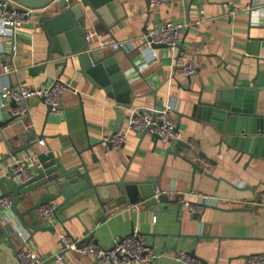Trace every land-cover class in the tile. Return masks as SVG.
I'll return each instance as SVG.
<instances>
[{
    "label": "crops",
    "instance_id": "obj_1",
    "mask_svg": "<svg viewBox=\"0 0 264 264\" xmlns=\"http://www.w3.org/2000/svg\"><path fill=\"white\" fill-rule=\"evenodd\" d=\"M117 1L116 12L108 9L107 16H123L110 29L111 34L87 5L73 0L71 7L81 5L87 14L88 30L122 44L118 50L110 47L99 53H116L131 86L130 105L118 102L119 96L111 85L107 90L88 82L76 56H70L67 62L68 57L50 53V39L40 22V10L15 35L9 30V37L2 35L0 19V122L14 118L2 107L13 104L2 97L8 87L22 82L34 90L48 88L57 80L72 87L62 96L61 115L50 113L48 118L47 105L32 98L29 113L0 128V159L9 152L7 139L14 147L35 145L33 151L53 152L67 163L68 170L84 163L95 184L122 179L160 180L154 187L155 194L157 188L166 193L194 191L219 198L221 204L194 215L169 198L156 206V212L142 202L128 201L108 210V218L99 222L103 211L87 193L59 211L61 222L55 217L50 225L39 211L26 216L27 222L35 219L43 226H54L56 232H36L8 211L0 215V235L2 230L19 234L11 236L14 249L8 238L0 241V264H22L15 251L26 248H32L41 258L51 259L61 249V234L70 231L77 239L84 237L83 223L105 248L134 231L143 233L157 255L150 264H184L176 258L180 251L194 253L204 264H248L250 256L264 253V204L252 203L258 202V195L264 202V156L251 159L240 153L224 140L226 134L215 124L198 118L199 112L204 114L198 110L201 102L211 104L219 97L231 101L238 96L234 91L242 90L238 97L243 104L251 105L254 99L257 113L264 115V0H175L172 5L157 9L151 7V0ZM252 3V11L231 14L233 7ZM48 9L44 12L52 16L69 10L66 3H54ZM167 22L191 25L184 29L177 51L171 52L167 47L153 51L147 45L148 34ZM12 51L13 55H9ZM180 51L187 52L198 65L195 75L190 77L176 67ZM153 53L157 56L153 57ZM130 59L140 72L132 73L136 69ZM6 64L15 70L4 73ZM166 107L173 111L181 140L191 146L182 145L178 154L169 153L170 148H175L174 143L156 142L150 134L140 137L129 128L136 114L145 109L159 112ZM118 129L128 132L127 140L120 148L108 151L104 139ZM40 136L43 142L38 141ZM80 171L85 173V167ZM0 185L1 195L7 188ZM115 192L116 197L124 195L123 191ZM187 199L196 201L197 196ZM229 201L234 205H228ZM134 205L141 206L140 211H132ZM26 207L28 204L21 207L22 211ZM77 214L79 218L75 217ZM54 264L106 263L67 251L64 259Z\"/></svg>",
    "mask_w": 264,
    "mask_h": 264
},
{
    "label": "water",
    "instance_id": "obj_2",
    "mask_svg": "<svg viewBox=\"0 0 264 264\" xmlns=\"http://www.w3.org/2000/svg\"><path fill=\"white\" fill-rule=\"evenodd\" d=\"M7 1L19 5V8L27 7L40 10L42 12L40 13V22L46 29L50 39V53H58L63 57H68L67 62L70 56H76L81 66V73L88 82L95 87H104L107 90L108 86L111 85L116 95L119 96L118 102L120 104L130 105L132 103L131 86L125 71L116 57V53L101 55L97 51H92L86 42V36L89 32L86 27L87 14L81 9L80 4H75L71 9L60 15L52 16L48 14L51 11L48 8L54 3L63 5L65 0H2L3 3ZM81 2L83 5H87L101 22L105 23L110 34V29L123 16L115 14V19L114 17L109 19L107 16L108 9L116 12V7H119L117 0H82ZM152 47L157 49L166 46L153 44ZM5 53L8 55V52ZM9 55H13V51ZM129 61L137 70L138 68L134 61L132 59ZM240 92L242 90L234 91L238 96ZM238 96L236 95L235 99L233 98L231 101L219 97L211 104L201 102L198 111H202L204 114L199 112L198 118L215 124L226 134L224 140L240 151V153L247 154L251 159L263 157L264 115L257 113L254 99H252L251 105H244L243 100ZM47 107L49 118L52 107L49 105ZM13 119L15 118L7 122H0V128L9 126L13 123ZM117 132H120V130L118 129L115 133ZM138 133L141 134L140 137L150 134L156 142L160 140L159 135L152 133L149 129ZM42 136L38 137V141L42 140ZM3 137L6 138L4 134ZM5 141L9 152L0 159V184H5L7 190L1 193L0 198L10 197L11 211L15 213L26 227H30L36 232H56V228L38 224L35 219L27 222V215L38 212L44 206L57 204L54 213L56 219L61 222L59 211L73 200L86 196L85 194L87 193H91L88 197L92 200L96 199L103 211L99 222L108 218V210L123 206L128 201L132 203L142 202L156 212V206L164 199L168 200L166 195L155 197L154 187L160 183V180L127 182L122 179L119 182L95 184L88 167L84 163H82L81 167H85V173L80 171V166L68 170L67 163L56 157L53 152L33 151L34 148L32 147L35 145L14 147L11 145L10 140L5 139ZM172 143H174L175 148L169 149L170 154H178L182 145L191 148L190 145L182 140ZM105 144L110 150L113 149L111 142H105ZM194 166L196 169L201 170L198 165L194 164ZM21 167L29 169L31 173L30 179L23 180ZM115 190L123 191L124 195L116 197ZM257 200L258 203L263 201L260 195H258ZM29 203L31 204L29 205ZM26 204H28V207H26L25 211H22L21 207L23 205L26 206ZM182 206L179 203L180 209ZM79 216V214L75 215L76 218H79ZM72 218L70 217L69 221ZM83 226L85 227V232L82 242L89 243L94 240L99 243L98 240L94 239V233L90 231L85 223H83ZM18 234L19 231H16L15 234H10L9 230H2L0 241H2L3 237L8 238L11 248L14 249L11 236ZM68 235L74 240L76 239L70 231H68ZM15 252L16 257H19L20 251ZM191 254L194 255V253ZM41 260V264H54L57 261L56 257L48 259L47 256L42 257Z\"/></svg>",
    "mask_w": 264,
    "mask_h": 264
},
{
    "label": "built area",
    "instance_id": "obj_3",
    "mask_svg": "<svg viewBox=\"0 0 264 264\" xmlns=\"http://www.w3.org/2000/svg\"><path fill=\"white\" fill-rule=\"evenodd\" d=\"M80 3L82 0H76ZM175 0H151V7L153 9L160 8L163 5H172ZM67 4V9L71 8L73 0H65ZM13 2L3 3L0 0V19L1 25L3 27L2 35L4 37H9V30L15 32L19 29L24 28L29 25L35 15L37 10L13 6ZM254 8V3L248 4L244 7H233L231 10L232 15H237L240 12L252 11ZM262 9V8H261ZM191 23H173L167 22L163 25L157 26L149 34L147 38V45L150 49L153 44L165 45L169 51L175 52L181 46V40L183 31L186 27L190 26ZM13 34V33H12ZM86 42L88 43L92 51L104 52L110 47L114 50H118L122 47V44L111 40L103 39L100 37L96 30H89L86 36ZM13 50L15 46L13 45ZM154 51V50H153ZM157 55L153 53V57ZM133 70L132 73L140 72V68ZM176 67L181 69L186 75L193 76L197 73L198 65L196 62L189 58V55L185 51H180L177 58ZM11 65H4L3 72L11 73L14 71ZM67 90H72L70 84L57 80L54 84L48 88L40 89H30L25 83H19L14 87H8L2 93L4 100L12 101L13 104L7 105L3 104L2 107L8 109L14 118L21 117L30 111L29 101L32 98H39L44 100L46 105L52 107L51 113L59 116L62 114L61 103L62 96ZM130 129L136 132H141L149 129L152 133L159 135L160 140L164 143H172L181 140L180 132L177 129L176 121L174 118L173 111L166 107L162 111H155L145 109L141 113L136 114L131 118ZM128 132H117L104 139V142H111L113 148H120L127 140ZM43 142V141H40ZM108 151H111L107 147ZM22 172L23 180H28L31 177V173L27 167L20 168ZM163 193L167 194L171 201H177L186 207L194 215L201 214L205 208L212 206H220V199L208 196L201 193H194V191H179L173 193H166L161 189L157 188L155 197L158 198ZM187 196H197L196 201H191L187 199ZM255 205L264 204L258 202H252ZM228 205H234V202H228ZM132 211H140L141 206L134 205L131 206ZM55 206L47 205L39 210V214L42 219L48 222L50 225L55 222ZM11 211V199L10 197L0 198V215ZM11 217V216H9ZM11 218H9L10 220ZM83 238H76L75 240L71 238L68 234L60 235L61 249L55 255L57 261H62L64 259V253L67 251H72L76 253L79 257L92 256L101 262L106 264H150L157 259L156 253L153 251L151 246L146 241V236L139 232L134 231L131 235L125 237H119L115 239L113 245L109 248L101 246L94 240L89 243H83ZM19 259L22 264H41V257L38 256L32 248H26L20 251ZM177 259L181 260L184 264H204L203 261L199 260L197 257L192 255L190 252L180 251L177 253ZM248 264H264V253L255 254L248 258Z\"/></svg>",
    "mask_w": 264,
    "mask_h": 264
}]
</instances>
